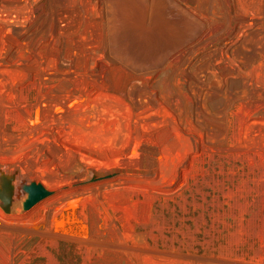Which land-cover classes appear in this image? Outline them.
I'll use <instances>...</instances> for the list:
<instances>
[{"label":"rangeland","instance_id":"374dc122","mask_svg":"<svg viewBox=\"0 0 264 264\" xmlns=\"http://www.w3.org/2000/svg\"><path fill=\"white\" fill-rule=\"evenodd\" d=\"M0 264H264V0H0Z\"/></svg>","mask_w":264,"mask_h":264}]
</instances>
